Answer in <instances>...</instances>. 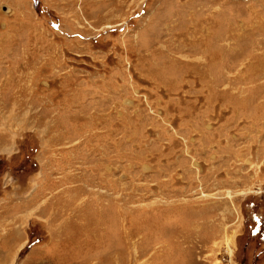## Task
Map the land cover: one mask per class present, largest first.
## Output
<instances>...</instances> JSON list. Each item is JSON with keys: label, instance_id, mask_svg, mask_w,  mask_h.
<instances>
[{"label": "rangeland", "instance_id": "374dc122", "mask_svg": "<svg viewBox=\"0 0 264 264\" xmlns=\"http://www.w3.org/2000/svg\"><path fill=\"white\" fill-rule=\"evenodd\" d=\"M0 264H264V0H0Z\"/></svg>", "mask_w": 264, "mask_h": 264}]
</instances>
